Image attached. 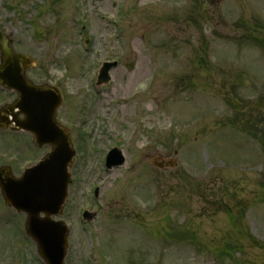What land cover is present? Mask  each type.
Masks as SVG:
<instances>
[{
    "label": "rangeland",
    "instance_id": "obj_1",
    "mask_svg": "<svg viewBox=\"0 0 264 264\" xmlns=\"http://www.w3.org/2000/svg\"><path fill=\"white\" fill-rule=\"evenodd\" d=\"M0 31L82 143L68 264H264V0H0ZM113 148L126 162L107 170ZM45 153L0 130L16 175ZM24 222L0 194V264H44Z\"/></svg>",
    "mask_w": 264,
    "mask_h": 264
},
{
    "label": "water",
    "instance_id": "obj_2",
    "mask_svg": "<svg viewBox=\"0 0 264 264\" xmlns=\"http://www.w3.org/2000/svg\"><path fill=\"white\" fill-rule=\"evenodd\" d=\"M11 44L12 41L0 33V87L19 95L15 103L0 110V128L28 131L39 147L51 145L52 153L21 178L14 177L9 167H1L0 188L8 206L28 215L26 230L36 241L41 257L47 264H64L69 230L63 221L52 220V215L62 214L67 200L71 183L68 170L75 155L68 129L56 121L63 100L56 87L35 85L26 77V71L34 64L27 56L16 53ZM116 66L117 63H105L100 79L109 81V72ZM20 115H24V119H20ZM123 163L124 158L118 151L111 152L107 158L109 168ZM174 165L175 162L159 164L161 168ZM85 216L92 219L88 213Z\"/></svg>",
    "mask_w": 264,
    "mask_h": 264
}]
</instances>
